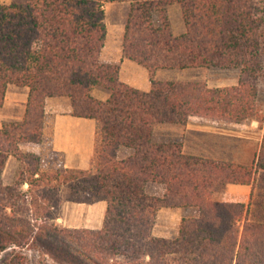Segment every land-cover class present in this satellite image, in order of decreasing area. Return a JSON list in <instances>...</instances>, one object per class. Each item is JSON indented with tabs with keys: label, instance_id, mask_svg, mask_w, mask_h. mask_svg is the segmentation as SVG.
<instances>
[{
	"label": "trees",
	"instance_id": "obj_1",
	"mask_svg": "<svg viewBox=\"0 0 264 264\" xmlns=\"http://www.w3.org/2000/svg\"><path fill=\"white\" fill-rule=\"evenodd\" d=\"M111 2L129 4L121 57L146 69L147 91L122 81L119 63L101 57ZM173 3L184 23L179 34L167 12ZM187 68H232L239 78L210 87L154 77ZM8 85L28 93L22 118L0 126V253L27 246L48 256L41 264H264V197L253 206L215 198L227 184L248 185L252 204L255 181L264 177V0L0 2V107ZM98 87L107 98L93 96ZM51 97L69 98L73 116L96 121L91 168L44 171L40 155L25 149L42 143ZM194 118L256 121L262 136L252 162L187 153L182 141L155 137L158 125ZM10 157L18 168L5 184ZM149 183L162 193H148ZM66 201H105L102 226L58 223ZM163 207L198 214L183 217L173 238L156 236Z\"/></svg>",
	"mask_w": 264,
	"mask_h": 264
},
{
	"label": "rangeland",
	"instance_id": "obj_2",
	"mask_svg": "<svg viewBox=\"0 0 264 264\" xmlns=\"http://www.w3.org/2000/svg\"><path fill=\"white\" fill-rule=\"evenodd\" d=\"M10 1L11 0H0L1 3L5 4H8ZM128 8L127 2H111L104 5L106 40L101 51V57L107 59L108 57H114L117 56L118 53H121V35ZM167 12L173 33H180L184 26L178 4L173 3L169 5L167 7ZM111 62L118 63V61ZM154 77L160 80L203 81L210 87H216L236 84L239 78V72L237 69L232 68H187L182 70L159 69L155 71ZM92 94L96 98L105 99L108 97L109 93L108 91L98 87L93 90ZM1 111L2 110L0 109V112ZM7 121L9 120H4L2 123ZM204 129H213L217 132L230 133L238 136L248 135L251 137V140H245L235 136L228 138L227 136L224 137L222 135L213 137V140H211L206 135H204L203 132H201L204 131ZM261 133L262 130L256 121L247 122L244 124H229L225 122L210 121L199 118H194L186 125H158L154 130V134L157 139L182 141L185 146L184 150L187 153L197 154L198 152L204 153L206 150H209V152L215 150L221 155V157L224 158V160L243 164H250L254 159L255 153L259 149L261 140L260 138L262 136ZM210 140L212 144L213 142L215 144L212 150L207 148L209 147V144L211 145ZM99 142L100 135L99 133H96L95 151L99 146ZM25 149L30 150L28 148ZM126 152H128V150L123 149L121 150L120 155L125 154ZM41 154L39 155L42 170L52 172L57 169H61L58 158L53 157L52 155L42 156ZM17 168V160L10 158V160L7 161L2 174L3 182L5 184H8L13 180ZM147 191L151 194H161L163 191V186L149 183L147 185ZM261 195L264 197V177H258L255 181L252 198L253 200L252 204L250 201V205L253 206L254 199H258L261 197ZM166 208L168 210L164 211L162 209L158 212L155 227L159 234H165L168 238H173L177 234L181 217H183V215H189L190 213L187 211H182V213L184 212L182 215L178 210H175L178 208ZM190 215L188 217H190ZM46 259H48V256L44 257L38 251L30 249L27 246L22 248L10 247L0 253V264H41Z\"/></svg>",
	"mask_w": 264,
	"mask_h": 264
},
{
	"label": "crops",
	"instance_id": "obj_3",
	"mask_svg": "<svg viewBox=\"0 0 264 264\" xmlns=\"http://www.w3.org/2000/svg\"><path fill=\"white\" fill-rule=\"evenodd\" d=\"M183 31L184 28L180 33ZM103 60L118 61V63H120L119 76L122 81L141 90H149L150 82L147 76L148 73L143 67L128 59L122 58L121 53H118L117 56L114 57H108L107 59L103 58ZM27 93V87L8 85L4 103L0 108L2 110L0 112V126L4 120L15 121L22 118L25 110ZM96 127L97 123L94 119L80 118L71 114V104L69 98L51 97L46 101L42 143L37 147L34 146L25 148L36 151L39 154L42 153V156L52 155L53 157L58 158L61 168L86 170L93 166L96 158ZM201 132H203L204 135H206L211 140H213V137L221 135L224 137L227 136L228 138L235 136L237 138L251 140V137L248 135L238 136L230 133L217 132L213 129H204V131ZM211 140V145L209 144V147L207 148L212 150L215 144L214 142L212 144ZM197 154L212 158L224 159L215 150H212V152L206 150L204 153L198 152ZM250 196V186L241 184H227L220 193L215 195V198L218 201H233L248 204L250 202ZM177 208L178 209L175 210H178L182 215L186 211L191 214H189L190 216H196L198 214L196 208ZM162 209L164 211L168 210L166 207H163L160 210ZM105 210V201H97L90 204L66 201L63 202L59 217L56 219V221L71 228L99 229L103 223ZM182 211L184 212L182 213ZM189 215H183V217H188ZM183 217H181V219ZM153 234L156 236L167 237L165 234H159L156 231L155 226L153 229Z\"/></svg>",
	"mask_w": 264,
	"mask_h": 264
}]
</instances>
